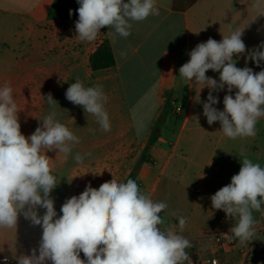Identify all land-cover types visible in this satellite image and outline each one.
I'll use <instances>...</instances> for the list:
<instances>
[{"label": "crops", "instance_id": "obj_1", "mask_svg": "<svg viewBox=\"0 0 264 264\" xmlns=\"http://www.w3.org/2000/svg\"><path fill=\"white\" fill-rule=\"evenodd\" d=\"M53 2L0 0V87L7 84L13 89L18 115L26 116V122L36 126L27 131L37 128L36 118L47 95L53 96L59 85L77 80L87 86L102 85L103 89L110 85V99L116 101L118 114L124 106L128 117L136 112L140 124L133 119L130 122L136 143H114L111 138L91 143V156H86L82 165L75 163V154L65 160L57 150L50 164L58 176L59 189L72 197L79 196L89 184L98 189L113 176L118 182H126L151 135L158 132L147 156L150 162L138 168V187L154 202L168 205L160 213L169 215V222L159 226L162 230L173 227L180 232L178 217L187 219L180 232L192 245L186 252L190 259L207 261L218 253L214 233L230 231L237 222L223 210L214 209L210 197L231 183L245 157L264 167V117L258 119L254 137H226L220 122L209 125L203 114L210 89L183 80L179 68L190 60L189 53L199 43L209 38L219 42L240 30L246 51L233 56L236 66L252 68L254 73L264 70V61L257 67L247 59L248 53L264 42V0H197L190 6L185 0H155L153 14L143 21H129L132 28L127 38L106 26L92 42L76 37L78 20L49 19ZM105 39L112 48L115 65L93 70L90 58ZM12 53H25L26 59ZM206 76L219 83V72L208 70ZM236 91L229 93L227 86L212 91L218 99L213 107L223 111L224 96L234 97ZM167 101L172 106L158 129L157 121ZM121 130L118 137L129 134V129ZM73 148L86 146L75 144ZM61 206L54 200L57 218L62 215ZM45 211L37 209L40 216ZM222 217L227 220L222 221ZM253 217L255 227L262 228L258 238L263 247L250 248L249 242L241 244L237 239L238 250L220 252L222 261L244 264V252L249 251L252 264H264V205L261 211L253 210ZM42 231L21 214L16 228H0V254L14 259L31 254L35 248L38 255Z\"/></svg>", "mask_w": 264, "mask_h": 264}, {"label": "clouds", "instance_id": "obj_2", "mask_svg": "<svg viewBox=\"0 0 264 264\" xmlns=\"http://www.w3.org/2000/svg\"><path fill=\"white\" fill-rule=\"evenodd\" d=\"M79 19L75 24L76 37L92 42L104 27L114 29L120 37L131 34L129 21H143L155 11V0H77ZM72 10H69L71 16ZM243 31L237 30L221 41L209 38L189 53L190 60L179 68V76L191 83L210 89L203 114L209 125L216 121L230 138L254 137L258 119L264 117V70L238 68L233 56L246 51ZM247 59L264 61V42L248 53ZM220 73L217 80L206 72ZM236 89L235 96L225 95L224 110L213 105L218 99L212 91ZM200 89V90H201ZM9 85L0 87V228L13 229L18 217L42 227V238L30 255L14 257L17 264H192L186 249L189 239L177 234L173 227L161 229L160 213L168 205L154 202L143 194L133 179L118 182L113 176L98 189L91 184L79 196H72L61 206L57 218L51 191L57 186L47 151L58 150L67 160L79 138L56 119L55 111L47 115L33 134L21 133L17 104ZM66 99L81 106L85 113L96 118L105 132L111 130L109 115L104 107L108 97L102 85L85 87L79 80L66 90ZM49 104L57 103L51 93ZM91 153L73 157L77 165ZM102 174V173H101ZM212 207L237 218L230 229L231 236L243 244L255 235L257 221L253 210L264 205V167L248 158L242 160L239 173L231 183L210 197ZM38 208L45 209L40 216ZM180 232L187 219L178 217ZM229 236L228 234H224ZM81 252L86 259H81ZM7 264L8 257L4 258Z\"/></svg>", "mask_w": 264, "mask_h": 264}, {"label": "rangeland", "instance_id": "obj_3", "mask_svg": "<svg viewBox=\"0 0 264 264\" xmlns=\"http://www.w3.org/2000/svg\"><path fill=\"white\" fill-rule=\"evenodd\" d=\"M18 54L20 60H25L26 56L25 53H12ZM20 54V55H19ZM71 83L62 84L57 87L54 91V95L52 98L57 102L53 104H49L48 100L44 102L45 106L40 111L39 117L36 118L37 127L41 126L42 120L49 115L51 112L55 111L57 113L56 119L65 124L74 135L79 138V143L82 146H86V148H72L71 154H85L90 152V148L88 147L91 143H96L97 141H102L106 139H112L114 143H136L135 136L133 134V130L130 126V122L132 119L136 124H139L138 117L136 112L133 113L132 116L128 117V113L126 111V107L123 106L122 113L118 114L116 101L110 99V85H104L103 92L107 95L108 100L104 105L110 119L111 130L105 132L101 129V126L96 121V118L88 113H85L84 109L81 106L75 105L72 102L66 99V90L70 86ZM83 84V83H82ZM84 85V84H83ZM85 87H93L96 85L87 86ZM113 102L114 106L111 105ZM24 111V109L22 110ZM130 119V121H129ZM18 120L21 125V133L25 137H29L34 131L28 130L27 128L36 127L33 126L31 123L26 122V116L18 115ZM260 124V123H259ZM140 126V124H139ZM124 128V131L129 129V134L127 135L124 132L123 137H118L121 133V129ZM139 135L142 136V131L139 129ZM49 158L57 155V150L55 151H47L45 153ZM168 213H164L161 217L163 223H167L168 221ZM1 242V241H0ZM1 244V243H0ZM8 247V246H7Z\"/></svg>", "mask_w": 264, "mask_h": 264}, {"label": "trees", "instance_id": "obj_4", "mask_svg": "<svg viewBox=\"0 0 264 264\" xmlns=\"http://www.w3.org/2000/svg\"><path fill=\"white\" fill-rule=\"evenodd\" d=\"M178 0H175V2ZM187 6H190L194 4L197 0H185ZM79 4L77 0H54L53 4L50 7L49 10V19L51 20H78V11ZM69 10H72V15H69ZM115 65V58L112 51V48L110 46V43L108 40H103L102 43L98 46L95 53L90 58V66L93 70H102L107 69L110 67H113ZM171 101H167V105L161 115V117L157 121V128H161L164 124L167 111L171 108ZM158 135L156 133H153L151 135V138L149 140V145L146 147L142 158L135 168V171H133L128 179H133L136 181V176L138 172V168L141 164L150 162V160L147 158L150 147L157 141ZM52 174L56 177V180L58 181V176L56 173L52 172ZM126 180V181H127ZM137 182V181H136ZM50 197L61 203H63L71 198L69 195H67L64 191L60 190L58 185L52 190V193L50 194Z\"/></svg>", "mask_w": 264, "mask_h": 264}, {"label": "built area", "instance_id": "obj_5", "mask_svg": "<svg viewBox=\"0 0 264 264\" xmlns=\"http://www.w3.org/2000/svg\"><path fill=\"white\" fill-rule=\"evenodd\" d=\"M198 191L200 192V188H198ZM222 221H226V217L221 218ZM262 231L261 227H255V235L249 242L250 248L254 249H261L263 247V243L259 240L258 234ZM177 234H181L177 231ZM224 234H228L229 236H225ZM216 242L218 244V253L212 257H210L205 262H198L195 259H190L192 264H227V262L222 261L220 252H223V254H230L232 252H235L238 250V241L237 238L231 236L230 231H216L214 233ZM245 260L244 264H252L253 259L249 253V251H245ZM30 255V254H27ZM8 257L7 264H17V261L7 255L0 254V264H5L4 258ZM81 259H86L84 255H80ZM46 264H51V261H47ZM187 264V262H185Z\"/></svg>", "mask_w": 264, "mask_h": 264}, {"label": "water", "instance_id": "obj_6", "mask_svg": "<svg viewBox=\"0 0 264 264\" xmlns=\"http://www.w3.org/2000/svg\"><path fill=\"white\" fill-rule=\"evenodd\" d=\"M156 133H158V132H156ZM51 193H52V191H51ZM51 193H50V194H51Z\"/></svg>", "mask_w": 264, "mask_h": 264}]
</instances>
